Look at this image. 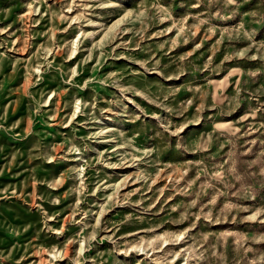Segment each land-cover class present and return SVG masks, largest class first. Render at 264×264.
<instances>
[{"label": "rangeland", "instance_id": "1", "mask_svg": "<svg viewBox=\"0 0 264 264\" xmlns=\"http://www.w3.org/2000/svg\"><path fill=\"white\" fill-rule=\"evenodd\" d=\"M0 264H264V0H0Z\"/></svg>", "mask_w": 264, "mask_h": 264}]
</instances>
